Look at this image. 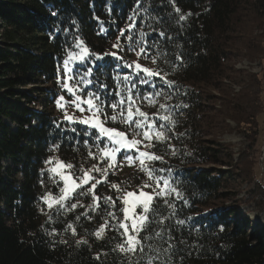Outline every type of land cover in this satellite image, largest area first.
Instances as JSON below:
<instances>
[{
    "label": "trees",
    "instance_id": "trees-1",
    "mask_svg": "<svg viewBox=\"0 0 264 264\" xmlns=\"http://www.w3.org/2000/svg\"><path fill=\"white\" fill-rule=\"evenodd\" d=\"M134 9L139 13L135 28L121 36L120 29L127 28ZM189 12L192 15H187ZM181 15L187 18L181 20ZM101 21L105 33H100ZM255 25L264 26V0H0V264H129V257L117 249L123 242L118 231L108 227L102 238L94 235L105 221L116 224L108 212L122 219L119 200L113 208L101 199L100 207L93 210L87 207L93 203L91 195L74 194L65 202L66 207L77 201L84 207L55 213L41 197L47 193L58 197L63 187L46 161L58 157L71 163L74 167L70 171L79 177L81 168L98 164L88 152L98 153V146L107 143L103 137L96 140L95 129L56 114V83L63 61L69 52L81 51L76 44L82 40L89 54L84 61L74 60L69 65L75 76L71 82L75 84L91 68L87 79L93 83H81V94L99 91L111 103L118 99L109 95L116 89L114 77L133 74L135 79L133 71L124 67L122 49L139 51L140 30L149 33L145 38L149 45L159 44L166 53L155 64L147 59L153 69H161L175 81L171 88L164 85V90L172 95L171 105H180L173 108L177 123L170 133L176 155H171L165 145H158L154 151L163 157L155 167L172 170L183 199L168 198L175 204L174 216L173 209L162 200L156 202V219H169L163 239L148 243L161 249L165 261L168 257L162 250L174 244L172 264H264V225L241 212L244 198L238 200L230 189L239 178L240 168L229 148L213 137L219 129L215 128L219 118L222 131L227 126L225 118L239 127H257V116L263 112L257 76L246 72L242 81L239 74L243 70L233 67L241 56L263 57L264 41L253 34ZM159 31H164L165 37H160ZM129 35L133 37L131 42L127 40ZM117 37L120 49L113 48ZM149 51L156 55L154 48ZM111 52H117L123 60L105 55ZM97 55L103 58L96 60ZM155 79L159 87L163 82ZM233 83L243 84L229 94ZM100 84L107 88L100 89ZM138 87L151 90L149 85ZM208 89L217 90L219 96ZM212 98L220 101L219 107L208 110ZM106 111L112 114L110 108ZM107 124L127 131L119 123ZM244 131L246 136L251 135L250 128ZM252 140L256 143L257 136ZM209 164L214 168L204 167ZM93 175L100 178L99 173ZM145 179L137 168L124 174L109 173L108 183L97 185L95 194L116 199L119 194L111 183L130 190ZM256 196L249 192L244 201ZM255 203L264 207L259 199ZM85 212L91 219L82 215ZM178 220L185 223L178 224ZM68 224L76 229L75 235ZM53 229L56 231L51 234ZM154 231H160L156 223L142 235ZM169 234L173 239L169 240ZM80 240L87 243L78 244Z\"/></svg>",
    "mask_w": 264,
    "mask_h": 264
},
{
    "label": "snow or ice",
    "instance_id": "snow-or-ice-1",
    "mask_svg": "<svg viewBox=\"0 0 264 264\" xmlns=\"http://www.w3.org/2000/svg\"><path fill=\"white\" fill-rule=\"evenodd\" d=\"M139 3V0H137ZM177 13L180 12L179 8H175ZM138 9L133 10V14L129 16L130 23L126 29H120V35L124 36L125 31H130L135 28V21L138 15ZM187 15H192L189 12ZM187 17L181 15L180 19L184 20ZM100 33H105L107 30L102 26L103 21L100 22ZM149 33L140 30L138 43L142 46L139 47V51L136 52L137 57L150 58L153 63H157L159 60L166 56L162 50H160L159 44L149 45L146 41V37ZM160 37H165L164 31H159ZM127 40L131 42L133 37L129 35ZM120 37H117V42L113 44V48L120 49ZM77 48H80L79 53L69 52L67 59L63 61V70L65 72V78L62 82V88L66 90L68 94H71L74 99L71 101H65V97L62 95L56 101L57 106L62 110L65 109L66 103H70L80 112L88 111L90 115L77 118L73 115H69L65 111L64 119L88 126L90 129L98 131L96 140H100L102 137L106 138L107 143L103 147L98 146V153L89 151L88 155L93 159H98V164H94L91 168H81V176L75 177L72 172L65 171L73 169L74 165L71 163H65L57 158H51L46 163H52L55 160V166L50 168L49 171L58 175L60 180L63 181V187H60V195L53 197L51 193H47L41 199L46 203L47 208L55 213H59L61 210L72 211L77 207H84L77 203H70L66 207V201H69L74 194L79 196L91 195L93 203L87 207L96 210L100 207V201L103 200L105 205L115 208L117 201L122 204L119 212L122 213V219L118 218L115 212H108L107 215L112 220L116 221L115 225H110L108 221H105L94 235L100 239L103 237L106 228L112 227L119 232L123 238V242L117 245V249L129 257V264H140L141 260L146 261V264H172L171 253L175 248V245L169 243L167 248L162 250V254L167 256L168 259L162 260L161 249L154 247L153 244L148 243L154 238L163 239L166 227L165 221L169 217H160L156 219L158 215L156 210V202L162 200L170 209H173L172 215H175V204L169 203L168 198L174 196L175 199H183V193L178 189V181L174 180L171 169L156 168L155 162H163V157L155 153V148L158 145H165L170 150L171 155H176L175 147L171 144L172 136L170 133L177 121L173 118V108H178L180 105H171L172 95L164 90V85L171 88L175 81L167 78L168 74L161 69H150L142 66L138 61L132 63H125L124 67L133 69V74H126L122 77L117 75L114 77L116 80V89L109 95H114L118 99L108 103L107 97L102 98V94L99 91H87L85 95L79 93L83 92L80 88V84L87 86L93 83L92 80L87 79L92 73V69L89 68L85 72L84 76L80 77L75 84L70 85L69 81L75 80V76L71 75L73 69L69 66L74 60L84 61L89 54V50L83 47V41L78 40L76 44ZM129 47L132 45L129 43ZM149 48L156 50V55H152ZM105 55H111L117 60H123L118 56L117 52L106 53ZM103 57L97 55L96 60H101ZM177 59H182L177 57ZM166 62V61H165ZM163 83L158 87L156 79ZM121 84L123 87L121 88ZM138 85H149L151 90H141ZM100 89H106L107 85L100 84ZM147 104L149 106H158L156 113H148L142 110V105ZM86 105V109L82 106ZM187 107V105H185ZM106 108L112 110V114L109 115ZM116 122L126 127L127 131H121L118 128L107 127V122ZM171 125V127H169ZM72 131H75L73 128ZM87 135V133H85ZM179 135H184L180 133ZM88 143L87 140L84 141ZM58 147V146H56ZM123 154V162L118 161V155ZM126 162L127 166H135L137 170L142 173L146 179L137 186L135 190H127L122 188L118 183H111L110 187L114 189L119 195L116 199L112 196L99 197L95 194L97 185L101 183H108L107 177L109 173H115L118 169L124 166ZM100 164H104L101 167ZM167 172L168 175H161L160 173ZM93 173H99L100 178L97 179ZM78 181V182H77ZM84 186H88L85 188ZM77 190L79 192L77 193ZM187 203V201H185ZM43 211V209H41ZM88 219L87 212L82 213ZM51 219V216H49ZM80 219L79 216L76 217ZM156 223L160 226V231H154L148 235H142L149 231L150 226ZM178 224H184V220H178ZM68 229H71L73 235L76 233V229L72 224L67 225ZM122 229V231H120ZM55 229L51 234L55 233ZM173 239L169 234V240ZM60 243H67V241H60ZM80 243H87L86 240L77 241ZM183 243V241H181ZM147 248V252L145 249ZM150 253H155L151 255ZM99 259V255L96 257ZM135 258V259H133Z\"/></svg>",
    "mask_w": 264,
    "mask_h": 264
},
{
    "label": "rangeland",
    "instance_id": "rangeland-1",
    "mask_svg": "<svg viewBox=\"0 0 264 264\" xmlns=\"http://www.w3.org/2000/svg\"><path fill=\"white\" fill-rule=\"evenodd\" d=\"M253 34L258 36L263 42L264 26L262 28H259V26L255 25L253 29ZM122 51L125 59L124 61L126 63H132L138 61L142 66L153 69L152 63L147 58L137 57L136 55L137 51H133L131 53H129L126 49H122ZM233 67L239 70H243V72L239 74L241 79L243 78L242 81L244 80L243 74H245L246 72L257 76L256 81L257 84H259L258 86L260 90L259 96L261 97V102H262L260 109L263 112H261L260 115L257 116V127H255V125L252 126L245 125L247 127L245 126L239 127L236 125L235 121L229 118H225V124H227V126H225V128H223L222 131L220 130L221 119L219 118V122H216L215 125V128L217 129L219 128V129L218 132L213 137L215 140L219 141L220 143L224 144L226 147L229 148L234 158L236 166L240 168V170L237 171L239 172L238 173L239 178L237 177L236 180L231 183L230 189L234 193H236V198H238V200H242L244 198L242 201L243 203L240 204L241 212L244 214V216L250 218L254 223H257L259 225H264V207L261 208L259 205H257V203H255V201L259 199V201L263 202L264 205V53L261 59L260 58L249 59L246 56H241L236 59ZM131 70L133 71V69ZM64 78H65V72L64 70L61 69V72L57 78V83H56V87L59 90V96L56 99V101L62 95L65 97V101H71L72 99H74V97L71 94H68L66 90L62 88V82ZM69 83L70 85H72L71 81H69ZM243 83H240L238 85L236 83H233L232 87L229 88V94H233L237 92L241 87V84ZM208 91L215 96H219V92L217 90L208 89ZM219 103H220L219 100L212 98V100L208 103V110L212 108H218ZM82 106L85 109L87 107L86 105H82ZM157 108L158 106H149L147 104L142 105V110L146 112L153 109L148 113H156ZM54 109L56 111V114L61 116L63 119H64L65 111L69 115H73L74 117L77 118H82L90 115L88 111L80 112L70 103H66L65 109L62 110L57 106V103L55 102ZM106 126L115 128L108 124H106ZM244 128L251 129L250 136H246L244 134L245 133ZM255 135L257 136L256 143H254L255 141L253 140L252 143L251 138H253ZM52 158L58 159V157H52ZM117 160L123 162V154L118 155ZM54 166H55V160H53L51 164L47 163L48 169ZM204 167L214 168V166L210 164L205 165ZM134 169H136L135 166L132 167L127 166L126 162H124V166L118 169L117 172L124 174ZM221 169H225V167H222ZM65 171H70V170H65ZM130 190H135V189H130ZM249 192H254L256 193L257 196L255 199H249L245 202L244 200L245 198L248 199L247 195L249 194ZM261 196L262 198H260Z\"/></svg>",
    "mask_w": 264,
    "mask_h": 264
}]
</instances>
